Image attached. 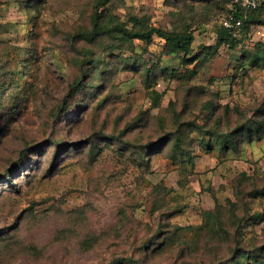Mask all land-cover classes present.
Here are the masks:
<instances>
[{
  "label": "rangeland",
  "instance_id": "1",
  "mask_svg": "<svg viewBox=\"0 0 264 264\" xmlns=\"http://www.w3.org/2000/svg\"><path fill=\"white\" fill-rule=\"evenodd\" d=\"M98 1L0 0V39L33 75L19 120L0 130V264H215L234 252L233 227L216 236L207 212L228 218L229 202L245 217L240 243L263 245L264 136L223 152L194 134L190 166L160 153L146 163L132 148L172 131L177 116L228 130L264 105V57L252 64L264 25L237 30L235 49L219 46L197 65L200 47L218 42L226 0H111L99 12L112 32L97 36ZM118 23L193 32L191 61L165 54L157 35L122 43ZM89 52L110 62L102 78ZM87 74L98 88L70 90Z\"/></svg>",
  "mask_w": 264,
  "mask_h": 264
},
{
  "label": "trees",
  "instance_id": "2",
  "mask_svg": "<svg viewBox=\"0 0 264 264\" xmlns=\"http://www.w3.org/2000/svg\"><path fill=\"white\" fill-rule=\"evenodd\" d=\"M110 1L111 0L98 1L92 19L91 35L99 36L101 34L105 35L112 32V28L105 23L106 16L103 15V11L99 12V10L110 3ZM223 8L226 10L227 15L235 14L240 18L242 20V25L239 28L220 27L218 30V42L216 46L209 45L200 47L201 52L195 56L197 65H203L206 63L207 59L216 53L219 46L226 45L227 47L235 49L236 46L239 45V41L235 36L237 30L238 32H245L249 31L254 25H264V9L262 7L256 10H247L235 3V0H226ZM1 28H4V26H1ZM113 31L116 32V34L113 35H117L116 38L122 43H132L134 40L150 42L153 37L157 35L164 41L165 54L170 55L182 52L184 54V61H191L187 56L193 52L192 47L196 39L193 32H166L156 27L130 30L123 24L119 23L114 26ZM10 52L12 51L7 42L0 39V120L2 119L0 122V130L4 129L6 125L10 126L19 120V117L25 108V104L29 99L28 90L31 81L30 76L33 77L30 70L29 58L27 60L20 58L17 61L15 57H11ZM90 54L91 52L88 53L86 58L88 60H86V62L92 61L93 69L97 70L99 77L102 78L106 71V67L103 65H109L110 62L102 56L91 59ZM28 55H32V57H34V62H37L38 65H40L41 60L36 53L29 51ZM262 57H264V49L258 48L252 58L253 61H255H252V64H257L256 60L258 58L261 60ZM124 65H132L131 67H136L137 70L140 69L139 67L143 66L147 69L146 71L148 74H156V68L165 72L160 63L153 67H149L146 63L137 66L135 59H129L125 61ZM193 74L197 76L199 71L193 70ZM85 77L86 79H88V77L91 78V74L83 75L81 79L72 83L70 90L83 91V89L88 87H95L94 84L85 82ZM95 88H98V86ZM206 109L210 111V116H212L217 108L215 106H207ZM220 122L221 121L218 122V126L216 127H209L207 124L201 125L197 122L181 120V117L177 116V119L172 126V131L165 132L163 135L160 134L158 138L146 144L138 143L132 149L139 157L143 158L146 163H148V159H150L151 155L160 153L161 155H169L175 165H183V162L189 163L186 161H191L192 164V143L194 140H198L192 136L198 134L200 135L199 143L204 150L210 151L218 149L227 152L234 149L238 151L244 141H253L256 137L261 138L264 136V105L257 108L250 116H244L234 128L227 124L229 129H222L219 125ZM133 127L138 129L137 125L136 127ZM191 164L189 163L188 165L190 166ZM8 177L12 178L11 175ZM256 191L258 196L264 195L258 190V188ZM238 195L241 201L243 193H239ZM229 203L230 205L227 211L231 213V216L228 218L222 216L221 208L219 207L215 211L207 212V215L213 219L209 224L212 232L216 236L222 234L221 231L226 222L233 227V231L228 232L227 238L230 240L234 252L231 256L220 259L215 264H264V244L256 246L254 244H249L243 246L242 243H240V223L245 217L244 215H239L235 211L236 206H238L236 202ZM160 235L161 233L158 237H160ZM164 236L165 235L161 236L160 239ZM158 237L157 239H159ZM212 238L215 239L214 237ZM164 242L169 243V238H164L162 243ZM142 245V249L147 251L149 244L145 243Z\"/></svg>",
  "mask_w": 264,
  "mask_h": 264
},
{
  "label": "built area",
  "instance_id": "3",
  "mask_svg": "<svg viewBox=\"0 0 264 264\" xmlns=\"http://www.w3.org/2000/svg\"><path fill=\"white\" fill-rule=\"evenodd\" d=\"M235 3L247 10H256L261 7L264 9V0H235ZM223 25L226 28H237L242 25V20L235 14H229Z\"/></svg>",
  "mask_w": 264,
  "mask_h": 264
}]
</instances>
